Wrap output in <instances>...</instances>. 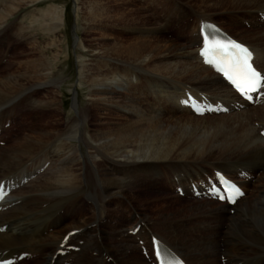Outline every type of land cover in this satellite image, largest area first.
Listing matches in <instances>:
<instances>
[{"label":"bare ground","instance_id":"1","mask_svg":"<svg viewBox=\"0 0 264 264\" xmlns=\"http://www.w3.org/2000/svg\"><path fill=\"white\" fill-rule=\"evenodd\" d=\"M40 1L0 0L1 48L34 44L28 58L0 71L1 134L23 105L63 111L62 80L51 79L55 60L47 52L53 43L42 49L36 34L59 31L64 8L52 5L42 15L12 19ZM109 1L124 9L109 7ZM144 6L160 12L149 18ZM82 9L83 30L97 34L94 43L84 44L88 59L77 64L88 99L82 104L76 88L75 113L65 129L24 134L0 148V182L19 183L0 211V254L25 252L42 264H134L132 252L148 250L147 259L138 261L151 264V237L158 236L187 264H264V97L235 108L236 94L197 56L202 21L217 19L223 26L242 18L250 29L238 23L240 31L229 34L254 49V61L264 70V0H82ZM187 91L223 101L229 112L194 115L181 105ZM216 170L238 177L247 194L232 207L199 198L192 212L203 220L194 226L178 216L182 209L168 210L173 205L153 195L157 224L165 231L154 234L153 217L133 205L130 194L161 177L188 194L198 186L191 183ZM24 177L26 185L19 182ZM85 200L91 215L75 216ZM113 200L129 205L131 226L126 219L111 230L100 224ZM69 245L79 250L56 254Z\"/></svg>","mask_w":264,"mask_h":264},{"label":"rangeland","instance_id":"2","mask_svg":"<svg viewBox=\"0 0 264 264\" xmlns=\"http://www.w3.org/2000/svg\"><path fill=\"white\" fill-rule=\"evenodd\" d=\"M52 5H56L60 8H64V14H65L64 24H63L64 26H62V28H60L59 31H57L53 35L51 34L46 35V33L43 31L37 32L36 35L39 39V43L37 42V45L43 49L44 47L46 48V46H50V44L53 43L52 50L50 49L47 50L48 53L53 54V59L55 60V61L53 60L54 61L53 62L54 63L53 64V74H52L51 79L56 80L57 78V80L58 79L62 80V83L60 85H61V90L63 91L64 104H63L62 109L64 112L63 111L53 112L52 109L45 110L44 112H42L41 110L38 111L37 109H32V108L29 109L28 106L25 107L23 105L22 107L18 109V111H16V114L12 115V118L10 120L5 122L4 129H3L5 131H2L3 134H1V136L3 135V137L1 138L0 136V141H1L0 148L8 147L9 145L12 144V142L17 137L22 136L24 134L26 135V134H30L36 131L41 132L44 130H48L49 128H52V127L65 129L67 126L68 120L70 119L69 117H71L70 115H74L75 113L72 106H73L76 88L78 89L79 99L82 102V104H84L86 100L88 99L85 93V90L81 88L82 85L78 82L79 70H78L77 64L80 61V59L81 61L88 59L90 53L85 51L84 44L94 43L95 42L94 38H96L97 34L87 33L83 30L84 25H83V19H82L83 18L82 17L83 15L82 0H41L40 2H38L36 8L26 6L23 9H21V11H19L17 15L13 17L12 19L16 18L17 21H19V20H22V18L25 19L37 12L38 14L42 15L45 13L46 9H48L49 7L51 8ZM111 6L119 10L124 9L122 5L116 1L115 2L109 1V7ZM142 8L145 9V10L143 9L142 10L144 13H146L147 16H149V18H151L154 13L160 12V10H158V7L154 8L152 6L148 9V7L144 6ZM150 9H152L153 12L149 11ZM53 17H54V14H53ZM241 20L242 18H239L238 19L239 22H237L236 20H232L231 18L227 19V22L223 24V27H225V30L227 29L229 33L233 35L234 33L240 31L238 23H240L242 27L246 29H250L249 27L250 25H248L249 23L248 24L242 23ZM215 21H218V20L215 19ZM185 27H183L184 30H185ZM184 30L183 32L184 34H186V31ZM173 32H176V30L172 29V33ZM170 36H171V33L166 34L167 38H170ZM75 42L78 44L77 46L74 45ZM33 46L34 44H31L30 41L28 42L22 41L20 43L14 42L9 46H2V48L0 46V71H7L10 68H14L15 67L14 65L16 64V62L28 58L30 54L33 52L31 50ZM9 61L10 63H12V65L6 66L7 62ZM46 89L47 90L45 91V93L51 92L49 88H46ZM55 95H56V92H55ZM164 113L165 115L167 114V112H164ZM95 116H98V112L94 111V118ZM6 124L8 127L6 126ZM27 182L23 185H26ZM257 185L262 187L263 183L258 182ZM169 186H170L169 183L161 177L157 181L148 183L147 186L143 187L140 190L135 189L130 194V196L133 197L134 199L133 205L138 206L141 209L140 213L146 214L147 216H150L151 218L153 217L154 221L152 223V228L154 230L153 232L154 234L155 233L157 234L165 233V231L162 228V226L157 224V221H159V218L158 219L156 218V214L160 212L153 211L154 203H155L153 195H158V196L162 195V198H164L163 200L166 203H169V205L172 204L173 208L171 207L168 210H171V211L174 210L178 212V209H182L183 213H178V216L180 215L182 218H185L184 220L189 221L188 223L189 226H194L195 224L199 223V220L201 221L203 220L202 217L200 216L196 217V215H193L195 213L194 211L192 212V209L197 207L196 205H198V201L202 199L198 200L196 198L189 197V196H183V197L177 196L175 187L171 189ZM151 198L153 199V201ZM90 203H91L90 200H85L81 208H78L75 210V216L77 212H84L85 214L90 216L92 213V209L90 208V205H89ZM124 205L125 204H122L118 200L116 201L113 200L111 202H108L106 205V209L104 211V219L100 221V224L103 226L105 225V223H107L108 224L107 230H111L110 226L112 225L114 226V224L116 223L119 224V222L123 220L125 221L126 219L128 225L131 226L132 223L130 222V220H127L128 215L126 213V210L129 209V205H125V207ZM234 213H235V210L232 214L230 213L229 214L233 215ZM64 216H66V214ZM75 216L71 219H74ZM79 217H80V213H78V216L75 218V220L78 219ZM253 217H255L259 223L263 222V220H259L258 216L256 217L255 215H253ZM128 225L126 227H120V228L122 230L123 229L127 230V227H129ZM97 235L101 236V232H98ZM138 256L144 257V255H141L140 251L132 252V258H133L132 262L134 264L140 263L138 261ZM32 261L33 260L31 258H30V261L29 259H26L21 264H42L39 260L37 261L35 260L33 262Z\"/></svg>","mask_w":264,"mask_h":264},{"label":"snow or ice","instance_id":"3","mask_svg":"<svg viewBox=\"0 0 264 264\" xmlns=\"http://www.w3.org/2000/svg\"><path fill=\"white\" fill-rule=\"evenodd\" d=\"M209 51H213L220 56L225 64V69H223L225 75L242 94L264 88V75L252 66V53L249 49L234 41L224 44L218 41L209 43L206 40L205 51L202 54L207 55ZM156 255L159 258L161 251L158 250ZM161 264H165V261L162 260ZM168 264H171V262H168ZM176 264H179V262H176Z\"/></svg>","mask_w":264,"mask_h":264}]
</instances>
